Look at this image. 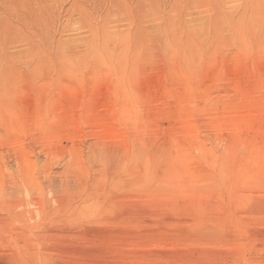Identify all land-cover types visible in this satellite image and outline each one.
<instances>
[{
	"label": "rangeland",
	"instance_id": "obj_1",
	"mask_svg": "<svg viewBox=\"0 0 264 264\" xmlns=\"http://www.w3.org/2000/svg\"><path fill=\"white\" fill-rule=\"evenodd\" d=\"M0 264H264V0H0Z\"/></svg>",
	"mask_w": 264,
	"mask_h": 264
},
{
	"label": "bare ground",
	"instance_id": "obj_2",
	"mask_svg": "<svg viewBox=\"0 0 264 264\" xmlns=\"http://www.w3.org/2000/svg\"><path fill=\"white\" fill-rule=\"evenodd\" d=\"M105 153H108V152H105ZM113 154H116V152H112ZM110 154V153H109ZM106 155V154H105ZM115 156V155H114ZM177 157V156H176ZM252 157V156H251ZM108 158H112L113 159V156H108ZM177 158H179V157H177ZM70 159V158H69ZM114 160V159H113ZM100 161H104V162H106L107 164L110 162L111 163V161L108 159L107 160V157H106V159L101 155V159H100ZM166 162H168V164H169V161H166ZM253 162V161H252ZM22 163V162H21ZM69 163V160L67 161V163L66 164H68ZM101 163V162H100ZM171 163V162H170ZM109 165V164H108ZM171 166V165H170ZM174 166V165H173ZM166 167H168V166H166ZM162 168V167H161ZM165 168V167H164ZM163 168V169H164ZM173 167H171V168H169L170 170L172 169ZM26 169V168H25ZM166 169V168H165ZM168 169V168H167ZM174 169V168H173ZM170 170H169V172H170ZM227 170V169H226ZM250 170V169H249ZM168 171V170H167ZM172 171V170H171ZM25 172V171H24ZM161 172H163V170L161 171ZM30 173V172H29ZM164 173V172H163ZM168 173V172H167ZM166 173V174H167ZM21 174V173H20ZM252 174V173H251ZM23 175V174H22ZM228 175V174H227ZM167 176V175H166ZM30 183V182H29ZM228 183H230V182H228ZM37 184V183H36ZM224 184V183H223ZM64 185V184H63ZM62 186V185H61ZM229 186V185H228ZM51 187V186H50ZM64 188H65V186H64ZM63 191V190H62ZM66 193H68V192H66ZM74 200V199H73ZM67 202H70V200H68ZM67 202H66V205H67ZM82 203L83 202H81V204L80 205H82ZM240 203V202H239ZM65 204V203H64ZM85 204H86V202H85ZM75 205V204H74ZM73 205V206H74ZM79 205V206H80ZM76 206V205H75ZM78 208V207H77ZM72 210V209H71ZM77 210V209H76Z\"/></svg>",
	"mask_w": 264,
	"mask_h": 264
}]
</instances>
